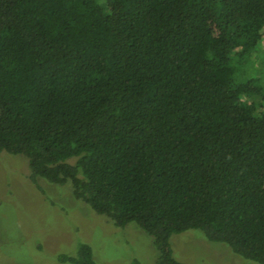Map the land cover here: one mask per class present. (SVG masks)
<instances>
[{"label":"trees","instance_id":"16d2710c","mask_svg":"<svg viewBox=\"0 0 264 264\" xmlns=\"http://www.w3.org/2000/svg\"><path fill=\"white\" fill-rule=\"evenodd\" d=\"M262 44L264 0H0V150L135 223L155 264H186L189 229L264 264Z\"/></svg>","mask_w":264,"mask_h":264},{"label":"rangeland","instance_id":"374dc122","mask_svg":"<svg viewBox=\"0 0 264 264\" xmlns=\"http://www.w3.org/2000/svg\"><path fill=\"white\" fill-rule=\"evenodd\" d=\"M258 51L255 63L262 66L264 44ZM200 235L196 229L172 235L173 255L186 264H258ZM80 241L98 264H155L151 237L135 223L115 226L76 199L69 184L32 182L26 158L0 150V264H63L57 256L75 254Z\"/></svg>","mask_w":264,"mask_h":264}]
</instances>
